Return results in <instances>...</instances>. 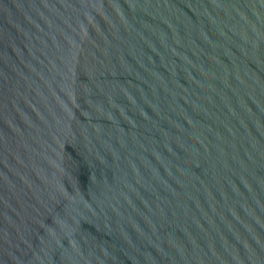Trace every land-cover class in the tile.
I'll list each match as a JSON object with an SVG mask.
<instances>
[{"label":"water","instance_id":"water-1","mask_svg":"<svg viewBox=\"0 0 264 264\" xmlns=\"http://www.w3.org/2000/svg\"><path fill=\"white\" fill-rule=\"evenodd\" d=\"M0 264H264V0H0Z\"/></svg>","mask_w":264,"mask_h":264}]
</instances>
